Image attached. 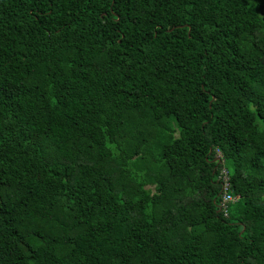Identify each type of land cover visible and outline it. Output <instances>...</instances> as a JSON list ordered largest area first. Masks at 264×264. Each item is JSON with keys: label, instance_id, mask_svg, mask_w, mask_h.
Masks as SVG:
<instances>
[{"label": "trees", "instance_id": "obj_1", "mask_svg": "<svg viewBox=\"0 0 264 264\" xmlns=\"http://www.w3.org/2000/svg\"><path fill=\"white\" fill-rule=\"evenodd\" d=\"M0 264H264V0H0Z\"/></svg>", "mask_w": 264, "mask_h": 264}, {"label": "built area", "instance_id": "obj_2", "mask_svg": "<svg viewBox=\"0 0 264 264\" xmlns=\"http://www.w3.org/2000/svg\"><path fill=\"white\" fill-rule=\"evenodd\" d=\"M221 191H222V197H221V201L219 202V207L220 210H222L224 214H226L228 212V203L234 201V198L230 194H228L226 183L222 184Z\"/></svg>", "mask_w": 264, "mask_h": 264}, {"label": "clouds", "instance_id": "obj_3", "mask_svg": "<svg viewBox=\"0 0 264 264\" xmlns=\"http://www.w3.org/2000/svg\"><path fill=\"white\" fill-rule=\"evenodd\" d=\"M218 211H220V212L222 211V210H220V207H219V205H218ZM222 212H223V211H222ZM223 214H224V212H223Z\"/></svg>", "mask_w": 264, "mask_h": 264}]
</instances>
